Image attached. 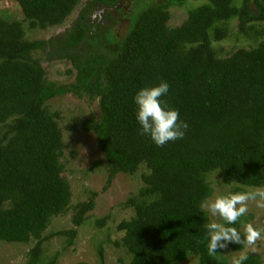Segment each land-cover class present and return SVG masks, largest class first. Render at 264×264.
Here are the masks:
<instances>
[{
    "label": "trees",
    "instance_id": "obj_1",
    "mask_svg": "<svg viewBox=\"0 0 264 264\" xmlns=\"http://www.w3.org/2000/svg\"><path fill=\"white\" fill-rule=\"evenodd\" d=\"M13 1L21 20L0 14V241L34 240L25 264H54L41 248L52 217L72 209V226L50 234L71 245L94 207L98 191L72 203L59 112L46 107L70 89L98 99V118L66 127L94 134L107 165L104 189L117 174L146 167L126 200L133 215L116 225L122 234L113 243L125 249L126 264H181L190 255L199 264H225L221 250L208 253L211 221L201 204L213 192L211 173L236 189L264 187V0H197L176 26L168 24L169 7L189 0H128L129 10L123 0ZM79 5L64 32L26 37V29L62 25ZM101 7L105 23L93 22L91 12ZM39 50L71 63L68 87L47 81ZM162 81L170 88L161 100L188 128L182 139L158 147L140 135L134 97ZM108 217L95 223L103 227ZM245 222L243 216L227 226ZM97 253L104 264L101 243ZM245 255L243 264H262L259 255Z\"/></svg>",
    "mask_w": 264,
    "mask_h": 264
},
{
    "label": "rangeland",
    "instance_id": "obj_2",
    "mask_svg": "<svg viewBox=\"0 0 264 264\" xmlns=\"http://www.w3.org/2000/svg\"><path fill=\"white\" fill-rule=\"evenodd\" d=\"M85 1L81 0L80 5H83ZM199 2L197 0H189L184 5L169 7V26H176L182 23L186 19L188 7L197 5ZM80 5L62 25L46 30L26 29V37L28 39L47 40L64 32L76 18ZM119 5L124 10L131 9L128 0H123ZM0 14L19 20L22 18L19 13V6L13 0L0 2ZM120 27V24L116 25L119 31H121ZM228 43L231 42H225L224 45L227 47ZM46 54L47 51L45 50L38 51V56L46 72L47 81L55 83L57 86L66 85L68 87L74 81L75 76V70L72 69L71 63L68 60L59 58L49 60ZM46 107L51 111L59 112L58 125L62 130L64 144L61 156L64 166L63 175L70 182L72 203L87 199V196L92 191H98L99 194L95 198L93 209L88 212L86 222L78 228L71 245L66 243V237L62 234H50L72 226V209H69L65 214L52 217L51 223L43 233L48 237L41 243L42 256L48 260L55 258L54 264H73L79 261H84L87 264H98L97 246L101 243L104 253V264H120V260L126 264L128 256L125 249L113 243L122 234L117 231L116 225L120 220L133 215L134 210L126 203V200L131 194L136 193L141 186L140 175L146 171V167L140 164L138 169L131 175L125 173L117 174L109 187L104 189L107 165L102 150L96 144L94 134L90 130H84L80 125L74 129L66 127L68 124H74V122L98 118L100 113L98 99L91 98L86 94H75L69 89L49 99L46 102ZM3 130H5V127H0V131ZM208 180L211 182L213 192L206 198L204 203L213 201L216 197L230 192H245L256 188H264L242 186L243 190L236 189L233 184H223L212 173L208 176ZM207 214L211 222L224 223L218 217H214L210 213ZM105 215H109L106 224L103 227L97 226L95 219L102 218ZM245 217V224L240 225L238 230H244V226L251 223L254 227L261 230V239L254 246L243 247L242 245L241 249L228 246L225 249H221L225 257V264H232L234 258L245 254L259 255L262 264H264V208L258 207L256 201H249L248 213ZM34 243V240H30L27 243L1 240L0 264H25L27 253ZM181 264H199V261L196 256L190 255Z\"/></svg>",
    "mask_w": 264,
    "mask_h": 264
},
{
    "label": "clouds",
    "instance_id": "obj_3",
    "mask_svg": "<svg viewBox=\"0 0 264 264\" xmlns=\"http://www.w3.org/2000/svg\"><path fill=\"white\" fill-rule=\"evenodd\" d=\"M169 88V83L162 81L157 85L141 88L134 97L137 105L136 117L141 126L140 135L149 136L158 147L164 146L169 141L182 139L188 128L187 122L180 119L179 110L168 107L167 102L161 100V97L169 92ZM249 201H256L258 207L264 208V188L230 192L201 204L204 213H210L225 222L213 221L205 225L209 255H215L219 250L227 248L229 243L247 247L254 246L261 239V230L251 223L244 226L243 233L235 227L227 226L236 224L241 217L247 215ZM247 258L246 255L234 258L232 264H243Z\"/></svg>",
    "mask_w": 264,
    "mask_h": 264
},
{
    "label": "flooded vegetation",
    "instance_id": "obj_4",
    "mask_svg": "<svg viewBox=\"0 0 264 264\" xmlns=\"http://www.w3.org/2000/svg\"><path fill=\"white\" fill-rule=\"evenodd\" d=\"M103 10H104L103 7L93 9V11L90 14L93 22H100V23L104 22L105 23V19L102 21L103 17L102 18L99 17V16H102L101 14Z\"/></svg>",
    "mask_w": 264,
    "mask_h": 264
}]
</instances>
